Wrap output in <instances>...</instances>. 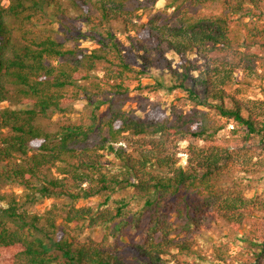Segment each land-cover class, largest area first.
Returning <instances> with one entry per match:
<instances>
[{
	"label": "trees",
	"instance_id": "trees-1",
	"mask_svg": "<svg viewBox=\"0 0 264 264\" xmlns=\"http://www.w3.org/2000/svg\"><path fill=\"white\" fill-rule=\"evenodd\" d=\"M158 1L0 0V264H264V99L228 89L264 80V0H166L142 20ZM130 83L208 110L138 115ZM78 99L90 119L51 129Z\"/></svg>",
	"mask_w": 264,
	"mask_h": 264
},
{
	"label": "rangeland",
	"instance_id": "rangeland-1",
	"mask_svg": "<svg viewBox=\"0 0 264 264\" xmlns=\"http://www.w3.org/2000/svg\"><path fill=\"white\" fill-rule=\"evenodd\" d=\"M166 0H159L157 5L154 9H152V12H150L148 15L142 14V20L146 21L150 18L151 15L157 13H161V16H168L172 10L169 11H163V7L165 5ZM221 6L217 5L209 9L208 11L213 12H219L221 11ZM262 9L264 13V3L262 4ZM142 11V10H141ZM140 11V13H141ZM158 16V15H157ZM254 20L253 18H251ZM264 21V19L262 20ZM262 21H259L255 18L256 23H260ZM118 36L125 40L124 35L122 32L117 33ZM84 46H90L88 42H83ZM189 57L195 61V63L199 66V69H201V60L197 58V56L190 54ZM168 58L173 60V65L177 66V63H179V58L172 54H168ZM168 68H166L163 64H156V66L151 67V73L156 75L157 78H160L164 82L167 83L168 81V75L167 71ZM199 71L194 72V75H197ZM261 70H258L257 72H249L240 70L235 73L233 77V82L228 88L229 90L233 91L237 96H239L242 99H258L263 100L264 99V80L261 78ZM147 82H154V78H147L143 81V84H146ZM130 98L127 104L128 109H133L136 111L138 115H144L151 107L153 103H157L158 107L162 110H164L167 114H172L173 107L175 106L178 113L182 114H191L194 110L200 109V110H208L207 108L203 107L202 105H197L195 100L189 99L187 97V94L180 91L177 94L169 93L165 88L161 90H153L147 87L138 88L136 87V83H130ZM74 111L73 113L67 114V115H55L53 119L48 123H53L51 126V129L54 128V124L56 121H68V120H88L90 119L92 113H93V107L86 105L85 101L82 99H78L74 102ZM143 107H145L147 110L144 111ZM106 112V107H102L100 109V113L104 114ZM210 113L217 118H219L220 123H224L226 120L221 119L218 115L215 109H210ZM232 124H227V126L220 132V136L228 137L230 135ZM187 144V143H186ZM181 152H183L185 145L181 146ZM181 159L183 161V164L186 163V155L184 153L180 154ZM254 184H257L258 191L263 192L264 191V173H260L258 177L254 180ZM17 192H20V188H15ZM249 195V194H248ZM196 196H193L192 199H195ZM54 200L48 199L44 200L42 203L37 204L33 210L37 212H42L46 207L50 206ZM213 236L217 237L220 235V233L223 231L221 229H217L216 227H212ZM238 250V246L235 245L232 248L233 252H236Z\"/></svg>",
	"mask_w": 264,
	"mask_h": 264
}]
</instances>
